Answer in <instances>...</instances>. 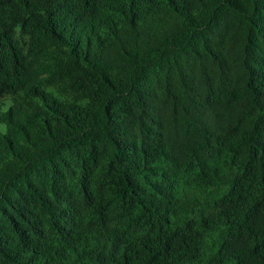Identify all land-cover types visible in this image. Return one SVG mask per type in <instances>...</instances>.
Returning a JSON list of instances; mask_svg holds the SVG:
<instances>
[{"label":"trees","instance_id":"obj_1","mask_svg":"<svg viewBox=\"0 0 264 264\" xmlns=\"http://www.w3.org/2000/svg\"><path fill=\"white\" fill-rule=\"evenodd\" d=\"M0 264H264V0H0Z\"/></svg>","mask_w":264,"mask_h":264}]
</instances>
